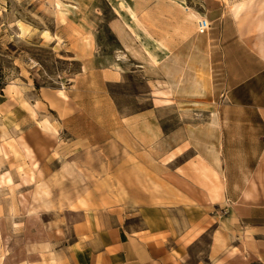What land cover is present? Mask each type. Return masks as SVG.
Segmentation results:
<instances>
[{"label":"crops","instance_id":"crops-1","mask_svg":"<svg viewBox=\"0 0 264 264\" xmlns=\"http://www.w3.org/2000/svg\"><path fill=\"white\" fill-rule=\"evenodd\" d=\"M164 6L149 27L137 19L140 56L125 54L148 109H116L123 62L33 101L55 113L59 171L85 188L49 264H264V3H220L203 33L180 3ZM166 109L180 113L174 130L158 126Z\"/></svg>","mask_w":264,"mask_h":264},{"label":"rangeland","instance_id":"rangeland-1","mask_svg":"<svg viewBox=\"0 0 264 264\" xmlns=\"http://www.w3.org/2000/svg\"><path fill=\"white\" fill-rule=\"evenodd\" d=\"M166 2L180 3L199 21L218 13L220 3L264 0H0V264L53 262L46 258L60 244L54 235L63 240L57 232L74 220L66 208H73L72 195L85 190L68 185L82 175L61 173L51 155L55 113L33 101L44 91L63 97L80 74L123 62L125 83L108 87L116 109L122 115L148 109L150 103L140 97L146 93L144 79L129 72L131 57L125 54L140 56L131 48L135 31L142 29L137 19L143 16L148 26L156 17L151 8L165 11ZM123 27L124 47L117 36ZM155 114L164 131L180 125L174 109ZM209 241L208 235L202 239L204 246ZM237 254L243 258V252Z\"/></svg>","mask_w":264,"mask_h":264},{"label":"built area","instance_id":"built-area-1","mask_svg":"<svg viewBox=\"0 0 264 264\" xmlns=\"http://www.w3.org/2000/svg\"><path fill=\"white\" fill-rule=\"evenodd\" d=\"M210 26V23L206 19H201L197 22V31L199 33L205 32Z\"/></svg>","mask_w":264,"mask_h":264}]
</instances>
